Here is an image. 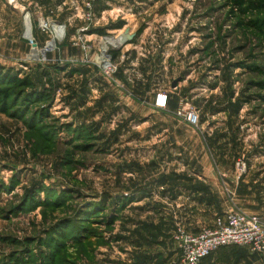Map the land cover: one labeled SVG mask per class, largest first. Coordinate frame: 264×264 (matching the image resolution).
Instances as JSON below:
<instances>
[{
    "label": "rangeland",
    "instance_id": "1",
    "mask_svg": "<svg viewBox=\"0 0 264 264\" xmlns=\"http://www.w3.org/2000/svg\"><path fill=\"white\" fill-rule=\"evenodd\" d=\"M86 1L0 0V72L42 95L2 86L0 264H178L177 227L258 202L241 186L262 184L264 0H94L91 24Z\"/></svg>",
    "mask_w": 264,
    "mask_h": 264
},
{
    "label": "built area",
    "instance_id": "2",
    "mask_svg": "<svg viewBox=\"0 0 264 264\" xmlns=\"http://www.w3.org/2000/svg\"><path fill=\"white\" fill-rule=\"evenodd\" d=\"M12 2L14 0H9V3ZM93 2L94 0H87L85 3L84 18L89 24L94 21ZM103 57L101 66L109 72L114 67L105 59L107 55ZM164 105L163 100V104L159 106ZM177 114L181 115V112ZM183 116L190 125H197L198 115L195 112L188 111L183 113ZM235 169L239 174H243L246 170L245 162L238 159ZM172 238L177 245L178 264H201L203 259L226 247H245L264 259V217L239 210H231L217 216L211 227L202 228L197 232H189L179 226L173 232Z\"/></svg>",
    "mask_w": 264,
    "mask_h": 264
},
{
    "label": "crops",
    "instance_id": "3",
    "mask_svg": "<svg viewBox=\"0 0 264 264\" xmlns=\"http://www.w3.org/2000/svg\"><path fill=\"white\" fill-rule=\"evenodd\" d=\"M260 164H262V165L259 167V170L257 172L258 174L257 173L256 174L259 175V180H260V183H262V184L258 187L259 189H257L256 187H253L254 188V191H255V193L257 195L254 193V191H252V187H250V184L247 182L246 179L243 180V184H242L241 188L243 190V194L242 195L244 197H246V199H251L252 197L254 198L256 196L259 197V198H257L258 202H253L252 203L253 205H251V206L249 205V207L247 208L248 211L251 214L258 215L259 217H264V161H260ZM247 175H252L251 169H249ZM218 176L217 175H212V177L210 179H211V185L216 190V194L219 195L220 197H222V195H225V193L222 194L221 192H226V193H229V194L233 195V193H235V191L238 188H240V187H238L237 182L235 183L234 180H233V178L231 179V175H225V176H227L226 177L227 179H224V178L221 179ZM246 178L249 179V177H246ZM219 181H220V183H219ZM225 204L226 203H222V207ZM222 207H221V211L222 212H228L230 210L228 207H226V210L227 209L228 210L225 211V209L223 210L224 207L223 208ZM217 251H215L209 257H207L206 259H204L201 262V264H207V263L214 262V260H215L214 259L215 258L214 256H216L215 253Z\"/></svg>",
    "mask_w": 264,
    "mask_h": 264
},
{
    "label": "trees",
    "instance_id": "4",
    "mask_svg": "<svg viewBox=\"0 0 264 264\" xmlns=\"http://www.w3.org/2000/svg\"><path fill=\"white\" fill-rule=\"evenodd\" d=\"M121 27V24L117 25V28ZM2 86H12L13 88H18L22 91L21 94L25 93L24 95H34L37 100L42 97L41 93L36 91L34 82L29 75L19 76L18 73L0 72V114L8 112L10 109V98L14 96L10 91Z\"/></svg>",
    "mask_w": 264,
    "mask_h": 264
},
{
    "label": "bare ground",
    "instance_id": "5",
    "mask_svg": "<svg viewBox=\"0 0 264 264\" xmlns=\"http://www.w3.org/2000/svg\"><path fill=\"white\" fill-rule=\"evenodd\" d=\"M110 42H111L112 44H114V45H118V44H120L118 40H111Z\"/></svg>",
    "mask_w": 264,
    "mask_h": 264
}]
</instances>
